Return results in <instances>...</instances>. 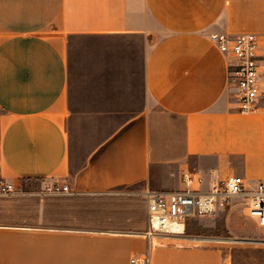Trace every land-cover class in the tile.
Here are the masks:
<instances>
[{"label":"crops","instance_id":"0c3cea01","mask_svg":"<svg viewBox=\"0 0 264 264\" xmlns=\"http://www.w3.org/2000/svg\"><path fill=\"white\" fill-rule=\"evenodd\" d=\"M242 33L264 0H0V181L71 191L0 196V264H217L141 235L142 193L264 182V110H238L210 39Z\"/></svg>","mask_w":264,"mask_h":264},{"label":"built area","instance_id":"2783aa9c","mask_svg":"<svg viewBox=\"0 0 264 264\" xmlns=\"http://www.w3.org/2000/svg\"><path fill=\"white\" fill-rule=\"evenodd\" d=\"M211 41L228 57V78L236 87L238 110L252 113L264 110V78L261 77L258 47L264 33H242L235 36L211 34ZM184 188L176 190H145L147 229L141 235L149 241L156 238L183 239L189 218L218 216L226 210L240 207L255 227L264 230V182L247 188L239 175H229L211 184L209 189H198L201 176L197 171L181 174ZM71 193L67 184L47 183L38 190L25 191L12 183L0 181V196L34 194L38 196ZM150 264L149 254L139 263ZM220 264H231L222 262Z\"/></svg>","mask_w":264,"mask_h":264},{"label":"rangeland","instance_id":"374dc122","mask_svg":"<svg viewBox=\"0 0 264 264\" xmlns=\"http://www.w3.org/2000/svg\"><path fill=\"white\" fill-rule=\"evenodd\" d=\"M85 122L68 120L67 127L73 143L78 139L79 135L81 138V127H83ZM193 219L197 221L185 228L187 237L178 240L154 238L152 243L155 245H178L183 246V248L205 250L215 256L212 260L216 261L217 259V264L226 261L231 264H264V230H258L253 222L245 216L240 207L226 210L219 216L192 218L191 221H195ZM146 229L147 218L144 230ZM188 237L230 240L193 242ZM206 264H212V262L209 260L206 261Z\"/></svg>","mask_w":264,"mask_h":264},{"label":"bare ground","instance_id":"6f19581e","mask_svg":"<svg viewBox=\"0 0 264 264\" xmlns=\"http://www.w3.org/2000/svg\"><path fill=\"white\" fill-rule=\"evenodd\" d=\"M190 241L196 242V241H229L230 239H223V238H219V239H209V238H196V237H188ZM187 240V239H186ZM188 240V241H189ZM232 240V239H231ZM208 243V242H207ZM210 243V242H209ZM193 245V244H192ZM194 246V245H193Z\"/></svg>","mask_w":264,"mask_h":264}]
</instances>
